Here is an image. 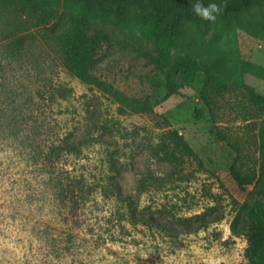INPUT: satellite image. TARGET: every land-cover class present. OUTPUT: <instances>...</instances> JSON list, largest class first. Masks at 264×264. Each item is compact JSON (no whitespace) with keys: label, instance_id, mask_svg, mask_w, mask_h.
Listing matches in <instances>:
<instances>
[{"label":"rangeland","instance_id":"374dc122","mask_svg":"<svg viewBox=\"0 0 264 264\" xmlns=\"http://www.w3.org/2000/svg\"><path fill=\"white\" fill-rule=\"evenodd\" d=\"M9 4L0 0V110L9 103V86L16 94L13 112L27 125L13 140L0 132V264H248L247 238L233 234L231 225L238 203L248 192L264 196V183L245 192L231 172L251 173L258 166L253 126L264 120V104L253 103L235 79L242 76L264 96V81L245 71L264 68V38L240 30L209 37L200 48L205 68L196 81L166 98L154 84L153 63L141 53H154L155 39L92 22L109 36L95 74L132 98L158 91L153 112L123 114L112 98L65 68L57 47L43 37L45 24ZM14 38H24L20 60L6 47ZM209 41H215L212 54ZM216 83L223 85L214 88ZM5 121L0 113V123ZM168 130L183 135L197 159L178 167L164 161L156 147ZM70 134L82 142V154L62 165L86 184L88 197L67 220L53 193L56 175L47 173L41 154ZM112 179L133 197L139 215L153 216H128V207L105 191ZM141 180L147 189L139 195ZM203 213L209 223L199 230L180 221Z\"/></svg>","mask_w":264,"mask_h":264},{"label":"trees","instance_id":"16d2710c","mask_svg":"<svg viewBox=\"0 0 264 264\" xmlns=\"http://www.w3.org/2000/svg\"><path fill=\"white\" fill-rule=\"evenodd\" d=\"M6 1H9V5H13L20 15L29 17L31 22L45 24L42 30L43 37L57 47L65 68L82 83L94 86L112 98L123 114L153 112L159 104L158 87L164 90L166 98L182 95V89L192 85L205 68L200 61L203 55L200 48L209 37L240 30L254 39L264 38V0H200L205 6L209 2L223 5V11L215 22L203 20L194 14L192 6L196 0ZM59 10H62L61 14ZM53 20L56 22L51 25ZM92 22L111 25L121 31L155 39L158 45L154 53L141 52L154 65L153 80L157 90L152 96L144 99L132 98L95 74L96 57L102 43L108 41L109 36L103 30L92 26ZM2 31L0 29V36ZM23 39L14 38L6 44L10 57L18 58L17 60L23 57ZM210 43L212 45H209ZM206 48L207 53L212 54L216 48L215 41H209ZM245 71L264 81V68L251 65ZM243 82L242 76L236 77L235 83L243 85L253 103L264 104V96L255 94L254 89ZM222 85L216 83L213 87L220 88ZM5 95L9 97L10 104L0 110L6 117V121L0 123V132L6 140H13L22 133L21 130L26 123L17 120L19 114L13 112V109L17 111L14 108L16 94H13L9 86ZM253 129L257 131L256 139L259 145L260 161L257 168L251 173H243L237 169L231 172L233 180L245 192L247 186L255 185L256 188L264 183V120L254 124ZM71 136L72 134L67 135L58 144H50L47 151L41 154L42 164L48 169L47 173L51 176L56 175L53 193L59 206L65 210L62 216H66L67 220L72 209L78 207L88 197L86 184L72 179L69 171L62 165V159L70 156L79 157L82 154L79 147L82 142L76 144L70 140ZM156 152L164 161L175 167L187 159H197L196 152L177 130H168L162 135ZM58 168L60 172H56ZM149 179L156 184L164 181L155 177ZM111 184L105 191L108 193L109 190L118 201L128 207V216L134 219H138L137 216H153L139 215V207L134 203L133 197L124 195L115 179L111 180ZM146 189V184L141 180L138 194H143ZM255 192H248L247 200L243 204L238 203L231 230L235 235L246 236L248 246L245 258L248 264H264V196H259ZM207 216V213H203L180 221L189 230L195 231L207 226L209 223ZM220 220L222 217L215 221ZM154 224L162 226L158 221Z\"/></svg>","mask_w":264,"mask_h":264},{"label":"clouds","instance_id":"9594fccd","mask_svg":"<svg viewBox=\"0 0 264 264\" xmlns=\"http://www.w3.org/2000/svg\"><path fill=\"white\" fill-rule=\"evenodd\" d=\"M194 14L200 17L203 20L215 22L217 16L220 15L223 11V5H218L215 2H209L207 6L196 0L192 6Z\"/></svg>","mask_w":264,"mask_h":264}]
</instances>
